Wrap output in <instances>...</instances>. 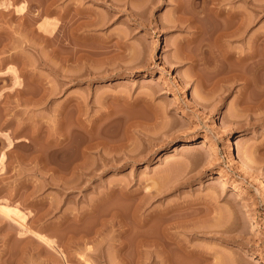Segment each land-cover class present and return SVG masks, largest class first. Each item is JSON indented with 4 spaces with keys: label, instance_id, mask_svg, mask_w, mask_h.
<instances>
[{
    "label": "rangeland",
    "instance_id": "rangeland-1",
    "mask_svg": "<svg viewBox=\"0 0 264 264\" xmlns=\"http://www.w3.org/2000/svg\"><path fill=\"white\" fill-rule=\"evenodd\" d=\"M178 1L0 0V264H165L162 232L210 256L171 264H264V59L212 65ZM261 3L223 2V47L261 49Z\"/></svg>",
    "mask_w": 264,
    "mask_h": 264
},
{
    "label": "bare ground",
    "instance_id": "bare-ground-1",
    "mask_svg": "<svg viewBox=\"0 0 264 264\" xmlns=\"http://www.w3.org/2000/svg\"><path fill=\"white\" fill-rule=\"evenodd\" d=\"M225 0H190L189 6H184L183 5V1H178L177 5H176V9H178L181 12V16L179 15V19L187 21L189 24L193 25L196 28V32L198 33H202V37H201V41H204V39H213L215 44H217V41H231V38L240 35L243 32V28L246 24H244L245 19H242V14L239 12H236V10H232L229 8H224L222 7L223 2ZM248 1V0H245ZM200 2L202 3L201 8H199L198 4H200ZM263 4V3H261ZM260 4V6H262ZM186 5V4H185ZM188 5V4H187ZM264 5V4H263ZM264 7V6H263ZM263 9V8H262ZM244 17V16H243ZM202 22V20L208 21L211 25L208 24V27L200 30V24L199 22ZM204 21V22H205ZM200 22V23H201ZM207 22V23H208ZM202 25V24H201ZM244 25V26H243ZM247 25V24H246ZM207 26V25H206ZM246 27V26H245ZM247 28V27H246ZM246 31V30H245ZM264 31V30H262ZM262 33V32H261ZM264 33V32H263ZM264 35V34H263ZM261 37V36H260ZM258 36V40H260V38ZM264 37V36H263ZM223 39V40H222ZM257 39V38H256ZM255 39V41H256ZM195 40V39H194ZM200 41V42H201ZM223 41V42H224ZM191 42V41H190ZM211 42V41H210ZM209 42V43H210ZM222 42V43H223ZM222 43L220 44V42L218 44H220V46L217 44V46L213 47L210 44L206 43L207 48L211 51L212 53V65H214L213 63H216L217 61L220 62V60L223 62L224 60L230 59L235 57L236 58V63L243 65L244 67L248 66V64L250 63L249 60H251L253 57H256V55H258V57L260 56L262 59H264V39L261 40V42H258L259 44L262 45V47H260V45L257 47L258 49L261 48L259 51H255V47L254 50H247L245 51L243 54L240 52H235V50L233 51V49H228V47L226 46H222ZM257 43V42H256ZM188 46V45H187ZM204 43H200V47H203ZM223 47V48H222ZM230 47V46H229ZM251 47V46H250ZM253 47V46H252ZM249 48V49H252ZM256 48V50H257ZM188 57L192 60V63L194 64H199L197 61V59L195 58V56L193 57L192 55H188ZM210 59V58H209ZM254 59V58H253ZM261 59V60H262ZM257 60V59H256ZM228 61V60H227ZM235 61V60H234ZM221 62V63H222ZM206 66L211 64V61H205L203 62ZM224 63V62H223ZM230 63V62H229ZM203 64V65H204ZM253 64V63H252ZM258 65V63H256ZM233 65V64H232ZM237 64H235L234 67H236ZM250 65V64H249ZM218 66V65H217ZM229 66V65H228ZM212 67V66H211ZM230 67V66H229ZM233 66L230 67L231 69L229 70H233L234 68ZM259 71H263L264 70V61H260L259 66H257ZM213 68V67H212ZM215 68V67H214ZM237 69V67H236ZM257 70V71H258ZM235 71V70H234ZM258 71V72H259ZM229 72V71H228ZM238 72V71H237ZM236 72V73H237ZM257 72V73H258ZM227 73V72H225ZM235 77H237L235 74ZM241 72H238L237 74H239ZM263 73V72H262ZM243 74V73H242ZM241 74V75H242ZM256 74V71H255ZM240 75V74H239ZM238 75V76H239ZM254 75V74H253ZM244 76V75H243ZM242 76V79H243ZM256 76V75H254ZM231 77V76H230ZM229 77V78H230ZM252 77V76H251ZM252 79V78H251ZM255 80V78H254ZM257 80V79H256ZM250 79H248V77H244V84L247 86L248 84H250ZM259 81V80H258ZM254 83V82H253ZM256 83V82H255ZM260 83V82H259ZM262 83V82H261ZM264 84V82H263ZM262 84V91L264 93V86ZM254 85V84H253ZM257 84H255L256 86ZM261 94V93H260ZM263 95V94H262ZM261 95V96H262ZM250 96V95H249ZM248 96V97H249ZM258 96V95H256ZM260 97V96H259ZM264 97V96H263ZM247 98V97H246ZM254 98V97H253ZM261 99V98H260ZM263 99V98H262ZM256 100V99H255ZM258 100V99H257ZM254 101V100H253ZM261 101V100H260ZM264 103V99L262 100ZM247 104V101H246ZM258 104V102H257ZM259 104H262V102H260ZM261 106V105H260ZM192 141H194V138H188L185 141H183L180 144V148L179 150H186L188 148L189 143H191ZM236 149H237V155H239L242 159V163L243 165L248 166L249 165V160L247 159V157L245 155H243V152L241 150V148L238 146V144H236ZM183 150V151H184ZM223 171L222 170H216V175H222ZM212 176V175H210ZM215 177V176H214ZM260 226L258 223L256 224V227ZM143 238V237H142ZM41 239H45L44 236H41ZM54 250L52 249H48V251L51 250V256H55V258H57V260L62 263L66 262V259L63 260L61 258V256H65V250L64 249H56L55 247V243L52 240H45ZM142 241V239H141ZM141 243V242H140ZM143 245L144 244H148V245H154L160 252L161 258L160 261L161 262H165V264H171V257H169L170 255V251L173 248L178 249V251H180L183 255L185 256H197V257H203L205 259H207L208 253H202V251L197 250L194 247H189L187 245L186 242H184L182 239H180L178 236H176V234L172 233V232H162L160 234H157L156 236H152V237H147L143 239ZM141 244V245H142ZM124 246V245H123ZM139 246V245H138ZM47 251V249H46ZM254 252H256L258 255L260 256H264V245L260 244L258 242H256L255 247H254ZM57 253L59 255H57ZM50 256V257H51ZM52 256V257H53ZM217 256V255H216ZM66 257V256H65ZM219 259V258H218ZM158 262L157 259L154 260V262ZM219 261V260H218ZM180 263V262H179ZM231 263V262H230Z\"/></svg>",
    "mask_w": 264,
    "mask_h": 264
}]
</instances>
